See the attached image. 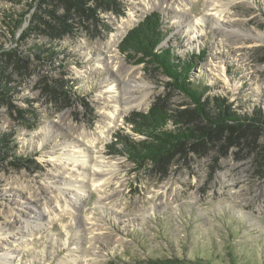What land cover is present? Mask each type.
<instances>
[{"label":"rangeland","instance_id":"rangeland-1","mask_svg":"<svg viewBox=\"0 0 264 264\" xmlns=\"http://www.w3.org/2000/svg\"><path fill=\"white\" fill-rule=\"evenodd\" d=\"M133 1L0 0V263L264 264V0H214L232 16L225 34L205 15L209 0ZM151 13L165 32L160 45L189 64L188 81L209 107L222 99L236 115L262 122L239 138L225 132L137 169L127 156L107 154L120 147L114 134L141 139L124 118L158 97L173 111L193 105L165 75L137 63L138 55L118 50ZM121 19L130 21L125 32ZM101 53L137 67L147 104L95 140L91 153L104 156L109 180L96 189L78 179L79 205L57 210L22 244V228L11 220L28 212L35 195L71 189L53 166L78 137L75 127L98 130V97L108 95L100 92L118 84L108 66L95 69ZM51 200L49 207L60 203Z\"/></svg>","mask_w":264,"mask_h":264},{"label":"trees","instance_id":"trees-1","mask_svg":"<svg viewBox=\"0 0 264 264\" xmlns=\"http://www.w3.org/2000/svg\"><path fill=\"white\" fill-rule=\"evenodd\" d=\"M160 19L159 14H148L123 35L118 50L128 57L138 55L137 63L151 65L161 72L193 105L191 110L173 111L165 106L163 98L158 97L146 111H133L124 118L141 139L114 134L120 147L107 154L125 155L137 169L146 163H166L176 151H183L188 145L193 149L203 147L225 132L239 138L245 128H257L262 122L259 118L236 115L224 107L222 99H215V106L209 107L201 98L198 87L188 81L189 64L176 56L172 47L160 45L165 34ZM202 118L204 124L192 125V119L199 121Z\"/></svg>","mask_w":264,"mask_h":264},{"label":"bare ground","instance_id":"bare-ground-1","mask_svg":"<svg viewBox=\"0 0 264 264\" xmlns=\"http://www.w3.org/2000/svg\"><path fill=\"white\" fill-rule=\"evenodd\" d=\"M138 2V0L133 1L132 5ZM160 2L161 1L158 0V3ZM205 13V15L211 19L218 33L225 34L228 31L229 26L226 24L232 21L228 5L209 0L205 7ZM198 20L200 21L202 18ZM129 23L130 21L128 19H121L118 25L119 30L125 32ZM230 31L234 34L237 33L236 36L239 37L237 40H234L237 42L236 44H243L239 32L235 29ZM114 45L108 43L109 48L111 46L114 47ZM96 63L95 69L101 68V66H108L109 71L115 73L118 84H107L104 86L105 89L100 92L101 94L106 92L108 95L105 96V94H103V96L98 97L101 115V120L97 126L98 130L90 132L85 130L84 127H75L74 132H76L78 137L73 138V141L68 145V151L62 154L63 158L53 166L55 174L63 179L66 178L64 184L68 188L71 187V189H68L65 195L62 192H58L56 195L51 194L50 199L35 195L34 201L27 207L28 212H26L23 217L20 216L19 219L15 217L11 220L13 224H18V226L22 228L20 229L23 237L22 239H24L22 244L25 243L27 235L30 233L34 234V231L42 228L45 224H51L52 220L58 215L56 213L57 210L60 211V208L63 209L68 206L79 205L84 195L76 190V181L78 182V179L91 181L96 189L99 186L102 187L100 183L109 180V177L106 176L108 173L104 168V156L102 154L94 155L91 153V149L95 146L94 142L96 139L102 141L106 136V132H109L110 128L112 129L118 118H122L131 108L142 109L145 104H147L148 91L145 90L144 93L142 92L146 87L143 82L137 80V73H139L137 67L125 66L123 64V59L113 55H102V53L96 60ZM68 128L71 129L70 127ZM69 177H73V179L71 180ZM72 188H75V190ZM52 198L60 202L58 206L49 207L48 204L52 202ZM40 206L41 209L39 208ZM86 224L87 223H85V225ZM93 226H95V224L89 222L88 227H85V229L91 232ZM16 238L14 234L11 235L12 242L18 239ZM10 242L11 241H7L6 239L4 244L6 246L13 244ZM6 259L7 257L4 258V260ZM5 263L6 262L1 261L0 264ZM64 264H69L68 260L64 262Z\"/></svg>","mask_w":264,"mask_h":264}]
</instances>
